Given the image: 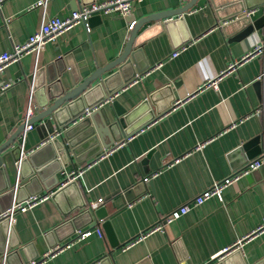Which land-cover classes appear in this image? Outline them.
<instances>
[{"label":"crops","instance_id":"0c3cea01","mask_svg":"<svg viewBox=\"0 0 264 264\" xmlns=\"http://www.w3.org/2000/svg\"><path fill=\"white\" fill-rule=\"evenodd\" d=\"M40 1L44 0L0 1V54L35 33L44 17H64L95 0H47L46 4H38ZM192 1L187 12L168 17L172 21L169 27L152 29L137 49L134 62L144 70L112 99L129 112L144 103L135 111L133 125L149 121L131 138L118 145L114 142L111 148L101 149L100 138L99 144L84 142L81 161L73 157L59 171L46 164L54 153L51 146L37 149L33 159L26 162L21 171L24 177H19L17 195L21 197L56 192L74 171L82 172L75 179L77 186L53 193L19 213L13 224L9 220L0 223V264L4 255L14 251L18 253L10 264H29L47 253L49 257L41 264H91L109 254L110 249V264H184L187 260L191 264H264V232L249 238L239 254L233 251L222 257L226 247L251 233L264 218V163L254 174L241 175L226 185L221 195L193 206L165 229L126 247L170 212L246 167L252 160H247L248 152L232 153L249 140L261 137L257 158L264 156V1L249 12L255 26L241 38L236 37L246 24L231 22L236 20L233 14L243 0H141L135 3L132 14L141 18ZM181 17L183 20L175 21ZM130 23L125 16L102 15L91 25L79 23L64 32L48 43L38 58L30 53L11 63L0 74V87L12 83L0 90V145L25 119L33 88L28 76L35 69L49 66L48 73L61 77L70 88L75 80L67 58L74 62L76 75L84 80L123 52ZM147 26L156 24L144 28ZM188 36L190 39L182 42ZM182 45L180 53L173 56ZM258 46L263 47L261 51L243 59ZM232 62H237L233 69L229 68ZM213 80H217L216 87L210 84ZM101 104L112 111L110 101ZM32 108L34 113L41 110L34 94ZM149 109L156 113L154 119H149ZM100 119L104 121L103 114ZM113 136L109 132L106 141ZM40 140V133L32 128L26 149H36ZM19 142L20 135L14 145ZM34 165L44 168L41 174H32ZM151 174L148 181L143 180ZM8 181L7 175L0 172L2 212L16 200L12 186L4 190ZM139 183H143L144 190L128 199L126 192ZM99 200L104 204L96 210L107 213L102 219L88 212L90 202ZM107 220L119 242L115 248L104 225ZM85 229L92 233L78 239V230ZM67 243L66 248L52 255L54 248ZM5 264L9 263L5 260Z\"/></svg>","mask_w":264,"mask_h":264},{"label":"water","instance_id":"95a60500","mask_svg":"<svg viewBox=\"0 0 264 264\" xmlns=\"http://www.w3.org/2000/svg\"><path fill=\"white\" fill-rule=\"evenodd\" d=\"M244 4L240 5V8L236 9L234 16L236 20L231 23H242L246 24L244 29L237 35L236 38H241L252 32L254 24L249 20V12L256 7L258 4L262 3L264 0H243ZM215 3V0H212ZM194 4L192 1L190 4L180 6L177 9L173 10H164L160 12H155L147 16L136 18L134 14L125 16L133 23L130 27L129 36L127 43L124 47L123 52L114 60L109 62L106 66L97 68L93 73L87 76L84 80H81L78 75L75 73L74 62H71L67 58V64L69 69L74 74V86L66 88L63 84L61 77H54L48 73L49 66H41L28 76V79L32 81L33 84V94L36 98L37 104L41 110L35 113L28 123L33 124L35 128L40 133V143L36 149L27 150L26 145L24 148V156H22V147L20 143L16 146L14 145L16 138L21 134L22 130L25 127V122L19 126L15 134L6 140L0 145V172H3L7 175V178L10 179L4 190L10 189L12 186L11 193L16 192V202L23 200L27 197L18 196L17 191L21 186H19V177L23 179L22 169L26 162L33 159L35 151L42 147H52L54 149L53 156L47 161V165H53L58 171L61 170L69 161H73V157H77L79 161V154L81 145L89 143V145L98 143L100 138L101 140V149L104 147L111 148L117 145L118 142L125 140L130 136L138 127H141L146 122H139L140 124L133 125L136 121H132L135 111H138L143 105L141 104L133 112H129L125 107L120 105L119 101L111 100V98L119 91L124 85L131 82L138 75L139 72H142L144 68H140L137 63L135 64L136 52L141 44L148 38V35L152 32L153 28H164L169 27L172 24L168 17L173 15L183 14L187 12ZM100 14H95L89 18L88 24H92V21L95 19H101ZM165 22L161 20L165 19ZM183 20V17L179 18V21ZM130 23V24H131ZM154 23L156 26H147L146 24ZM227 23V21H226ZM254 25V26H253ZM190 37H186L182 42H186ZM181 43V42H180ZM181 45V44H179ZM134 64V65H133ZM133 72L123 75L127 69L133 68ZM117 69L116 71L105 76L109 71ZM61 76V74H60ZM122 77V78H120ZM260 82L257 81L256 85ZM106 100H110V112L108 108L100 103H104ZM101 106V107H100ZM97 107H100L99 109ZM150 110V109H149ZM100 114H103L104 121L100 119ZM155 112L149 111V119L155 118ZM160 114L157 111V115ZM99 118V122L98 119ZM118 130L117 135L116 131ZM80 132L82 136H76ZM112 133L113 139L106 141V135ZM261 141L260 136H256L253 139L246 142L244 145L237 148L232 155L242 153L246 150L247 160L256 159L261 151V147L257 144ZM11 147V148H10ZM33 151V152H32ZM31 156V157H29ZM250 160V161H252ZM32 168V174L35 172L41 174L44 168L42 169L40 165H34ZM17 169L18 175L17 176ZM258 170V169H256ZM256 170L252 171L251 174H254ZM16 176L18 179H16ZM68 180V178L66 179ZM65 180V181H66ZM77 186V180H71L67 184L61 186L60 190L62 191L70 186ZM144 190L143 183H139L133 188H130L126 192V197L128 199L135 197L137 194H140ZM54 192L53 195L56 194ZM32 195V194H31ZM86 204V203H85ZM84 204V205H85ZM2 210H0V213ZM92 213L97 219H102L107 216V213L104 209H94L88 211ZM0 223H8V219L0 220ZM104 225L107 229L108 236L111 241V246L113 248L119 245L118 239L115 236L114 230L110 224V221L107 220L104 222ZM79 229V227L77 228ZM241 250L234 251L237 255ZM18 251L11 252L5 256V260L10 264V259L12 256L17 254ZM112 250H109V254H106L91 264H110V255ZM227 260V259H226ZM225 260V261H226ZM21 264H25L22 262ZM184 264H191L190 260L184 262Z\"/></svg>","mask_w":264,"mask_h":264},{"label":"built area","instance_id":"2783aa9c","mask_svg":"<svg viewBox=\"0 0 264 264\" xmlns=\"http://www.w3.org/2000/svg\"><path fill=\"white\" fill-rule=\"evenodd\" d=\"M1 1V0H0ZM141 0H95L89 4L81 5L77 9L72 10L67 16L61 17V16H53L50 18H43V21L40 25V28L35 32L30 34L23 42L16 43L13 46V49L10 51H4L0 54V74L4 73L7 67L16 61H21L23 57L27 54L33 53L35 54L36 58L39 57V55L46 49L48 43L57 40V38L62 35L64 32L72 28L73 26L79 24V23H85L88 26V20L90 17H92L95 14L100 15H119V16H128L132 14L134 5L136 2ZM47 0L40 1L39 3L46 4ZM133 23L130 24V27H132ZM184 48V46L178 47L173 53V56H177L180 51ZM262 46L256 47V49L252 52H249L244 56L243 59L249 58L251 55H253L256 52H259L262 50ZM237 65V62H232L229 66V68L233 69ZM217 80H213L210 82L213 86H217ZM12 83L7 82L3 84L0 87V90H4L8 88ZM33 88L31 90L30 95V101L28 110L26 112V116L23 122H25V127L22 130L20 134V145L22 147V156H24V148L27 141L28 132L33 128V124L28 123V121L31 119V117L35 114L33 112L32 108V96H33ZM114 97V96H113ZM111 98V100L113 99ZM110 101V100H106ZM133 135V134H132ZM128 136L126 139L131 138V136ZM125 139V140H126ZM118 142L120 144L121 142ZM117 144V145H118ZM201 146V144H200ZM264 163V156L259 157L253 161H251L246 167L236 172L233 176L224 179L222 182H216L212 187L204 190L202 193L198 194L195 198H193L190 202L180 206L179 208L173 210L170 212L167 216L164 217L163 221L153 226L148 231L142 233L138 238L128 242L126 244V247L133 244L136 240L140 239L143 236L154 232L156 230L165 229V227L175 220L176 218L180 217L182 214L187 213L193 206L200 205L208 198L214 196V195H221L222 189L230 184L231 182L235 181L239 176L250 174L252 171L259 169L260 166ZM82 170H77L73 172V175H70V178L68 180L62 182L61 186L67 184V182L71 180H75L79 178ZM153 174L149 176H144L143 180L148 181L149 177H151ZM54 191H51L49 193H37L32 194L28 196L27 198L20 200L18 202L14 201L10 207H8L5 211L0 213V220L2 219H8L10 224H13L16 222L17 215L21 212H25L26 210L30 209L31 207L35 206L39 202L48 199ZM104 204V200H99L96 202H90V207L92 209H96L99 206ZM99 233L101 234L102 231L98 228ZM264 232V218L251 233L247 234L246 236H243L239 238L236 242H234L232 245L226 247L223 250L222 257L228 253H231L236 250H241L244 243L251 238L252 236ZM92 233L91 229H85V230H78L77 232V238L83 239L86 238L88 235ZM69 245V243L65 245H58L56 248H54L52 255L64 248H66ZM50 253H47L44 255V257L40 260H33L29 264H41L47 257H49ZM4 261L2 264H5V255H4Z\"/></svg>","mask_w":264,"mask_h":264}]
</instances>
